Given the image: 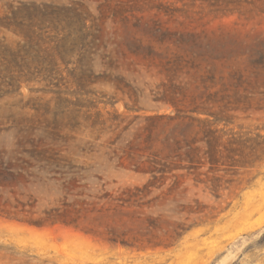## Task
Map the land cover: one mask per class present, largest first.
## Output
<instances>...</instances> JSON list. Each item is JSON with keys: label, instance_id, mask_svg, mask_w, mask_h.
<instances>
[{"label": "rangeland", "instance_id": "1", "mask_svg": "<svg viewBox=\"0 0 264 264\" xmlns=\"http://www.w3.org/2000/svg\"><path fill=\"white\" fill-rule=\"evenodd\" d=\"M173 97L252 149L135 193ZM0 264H264V0H0Z\"/></svg>", "mask_w": 264, "mask_h": 264}, {"label": "trees", "instance_id": "2", "mask_svg": "<svg viewBox=\"0 0 264 264\" xmlns=\"http://www.w3.org/2000/svg\"><path fill=\"white\" fill-rule=\"evenodd\" d=\"M167 103L172 106L175 113L146 117V125L142 134L138 136L140 142L136 150L139 159L135 163L134 171L149 179L143 187H135V193L149 194L154 189L165 188L168 183H170L168 191L173 193L189 177H193L197 185L206 184L212 190H217L216 182L220 179L208 174L217 173L219 166L225 165L223 163L225 158L236 163L234 156L238 153L243 156L246 149H252L248 144L253 139L228 134L215 127L219 119L216 117L217 113L212 110L219 106L222 111L227 107L224 101L211 99L199 103L194 101L190 112L195 116L186 114L181 108L183 101L176 97ZM210 117L216 119L212 121ZM162 135L165 137L160 140ZM159 142L162 148L157 149ZM42 153L45 156L49 150L44 149ZM56 154H50L49 159H54ZM206 165L209 166V171L208 174H203L200 169ZM203 175L206 176L205 180L202 179Z\"/></svg>", "mask_w": 264, "mask_h": 264}]
</instances>
